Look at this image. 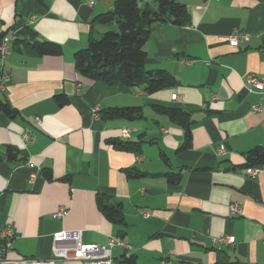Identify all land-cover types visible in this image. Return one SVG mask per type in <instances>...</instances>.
<instances>
[{"label":"crops","instance_id":"crops-1","mask_svg":"<svg viewBox=\"0 0 264 264\" xmlns=\"http://www.w3.org/2000/svg\"><path fill=\"white\" fill-rule=\"evenodd\" d=\"M178 2L188 24H154L143 46L146 71L162 70L175 85L146 95L96 84L75 70L73 55L90 33L113 28L93 22L113 0H0V38H10V82L0 100L17 112L0 113V230H14L10 259H48L52 234L65 230L81 231L85 244L121 238L128 248H114L111 264H264V166L250 176L245 157L264 150V112L253 111L264 89L249 94L243 83L247 74L264 83V0ZM234 30L248 34L238 47L221 40ZM35 41L56 43L62 54H33L27 45ZM60 95L68 99L61 107L54 99ZM155 106L189 114L184 149L182 127ZM129 107L142 117L101 118ZM113 141L135 150H118ZM168 174L180 181L169 183ZM100 199L120 204L121 224L102 214ZM230 205L240 214L230 216ZM60 207L67 215L55 220ZM222 236L234 244L213 246Z\"/></svg>","mask_w":264,"mask_h":264},{"label":"trees","instance_id":"trees-1","mask_svg":"<svg viewBox=\"0 0 264 264\" xmlns=\"http://www.w3.org/2000/svg\"><path fill=\"white\" fill-rule=\"evenodd\" d=\"M144 2V3H143ZM114 14L106 13L97 16L93 22L99 25H113V28L94 37L91 33L84 49L74 53L73 63L76 72L96 84L112 88H141L146 95L153 94L175 85L174 78L162 70L146 71V53L144 44L149 39L150 29L154 24L172 23L186 26L189 15L184 5L178 0H117L114 2ZM115 27V28H114ZM28 50L39 56H60L62 47L47 41H35L27 45ZM59 107L67 104L68 99L56 96ZM159 114L169 117L182 127L186 136L184 149L189 139L190 116L176 106L154 107ZM0 113L10 118L16 116L8 103L0 100ZM142 117L138 107L113 108L101 113V118L107 120L134 121ZM121 151L135 150V146L113 141L110 143ZM10 159L13 153L8 149ZM247 167L264 166V150L255 148L246 155ZM130 177L140 176L130 173ZM167 181L176 184L180 175L168 174ZM99 209L112 223L121 224L120 204L108 205L99 200Z\"/></svg>","mask_w":264,"mask_h":264},{"label":"built area","instance_id":"built-area-1","mask_svg":"<svg viewBox=\"0 0 264 264\" xmlns=\"http://www.w3.org/2000/svg\"><path fill=\"white\" fill-rule=\"evenodd\" d=\"M96 0H88L90 5H93ZM219 1V0H215ZM33 17L30 18V22ZM248 38V34L234 30L230 35L221 38V40L228 42L232 47H238L239 43L245 41ZM10 38H0V92H4L10 82V75L5 71L4 64L10 55ZM194 61H188V64H192ZM244 88L249 94L254 92H262L264 89V83L258 80L253 75H245L243 77ZM179 97L177 95L172 96L173 101H177ZM96 110H94L95 113ZM254 112H264V102L253 106ZM38 122V119H36ZM124 136H127L128 131L124 130ZM26 143L32 142L33 138L27 135L23 136ZM217 154L225 155V149L223 146H219ZM258 172V168H252L249 172L250 176H254ZM36 179V174L31 173L29 180ZM228 213L230 216H236L240 214V208L236 205H230L228 207ZM67 215L65 208L60 207L52 215L55 220H62ZM14 230L10 225H6L0 230V264H55L58 261H78L82 264H111L112 263V250L114 248L127 249L128 246L119 237L109 238L104 246L97 244H85L82 242L81 231H65L60 230L55 232L51 236V256L48 259H36V258H20L10 259L9 253L13 250ZM235 242L233 237L222 236L220 238H213V246L218 245H233Z\"/></svg>","mask_w":264,"mask_h":264},{"label":"water","instance_id":"water-1","mask_svg":"<svg viewBox=\"0 0 264 264\" xmlns=\"http://www.w3.org/2000/svg\"><path fill=\"white\" fill-rule=\"evenodd\" d=\"M113 1L116 2L117 0H113ZM114 12H115L114 7L110 8L109 13L114 14Z\"/></svg>","mask_w":264,"mask_h":264},{"label":"rangeland","instance_id":"rangeland-1","mask_svg":"<svg viewBox=\"0 0 264 264\" xmlns=\"http://www.w3.org/2000/svg\"><path fill=\"white\" fill-rule=\"evenodd\" d=\"M115 28V27H114Z\"/></svg>","mask_w":264,"mask_h":264}]
</instances>
